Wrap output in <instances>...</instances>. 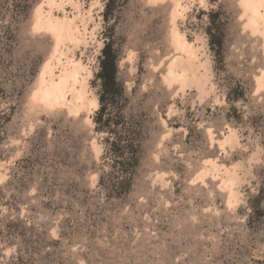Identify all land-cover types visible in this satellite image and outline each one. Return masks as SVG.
Instances as JSON below:
<instances>
[{"label": "rangeland", "instance_id": "obj_1", "mask_svg": "<svg viewBox=\"0 0 264 264\" xmlns=\"http://www.w3.org/2000/svg\"><path fill=\"white\" fill-rule=\"evenodd\" d=\"M263 35L264 0H0V264H264Z\"/></svg>", "mask_w": 264, "mask_h": 264}, {"label": "trees", "instance_id": "obj_2", "mask_svg": "<svg viewBox=\"0 0 264 264\" xmlns=\"http://www.w3.org/2000/svg\"><path fill=\"white\" fill-rule=\"evenodd\" d=\"M117 75V56L111 48V43H107L102 49V59L100 61V71L98 78L101 81V95L100 102L103 109V97L121 95L122 88L119 87L116 81Z\"/></svg>", "mask_w": 264, "mask_h": 264}, {"label": "bare ground", "instance_id": "obj_3", "mask_svg": "<svg viewBox=\"0 0 264 264\" xmlns=\"http://www.w3.org/2000/svg\"><path fill=\"white\" fill-rule=\"evenodd\" d=\"M174 4V3H173ZM171 13V12H170ZM49 27V26H48ZM58 31V30H57ZM52 34V33H51ZM264 36V35H263ZM54 37V36H53ZM56 39V38H55ZM55 43V42H54ZM55 47V46H54ZM175 58V57H174ZM48 60V59H47ZM65 65V64H64ZM63 65V66H64ZM64 69V68H63ZM50 70V69H49ZM54 71V70H53ZM52 72V71H51ZM74 74V76H75V74H76V71H74V70H72V71H64L63 70V72H62V74L60 75V77L58 76V78L55 80V78L56 77H54V80H52L51 82H50V85L46 88L47 90H49L48 92H49V94H52L53 95V97L55 98V100H60L62 97H64V96H62L63 95V90H64V84H66L64 81L66 80V79H68V77H70L71 78V76ZM75 79V78H74ZM44 81V80H43ZM70 87V86H69ZM67 89V88H66ZM73 90H74V88H73ZM45 91V90H44ZM43 91V92H44ZM72 91V90H71ZM47 92V93H48ZM51 92V93H50ZM79 92V91H78ZM37 93V92H36ZM73 93V92H72ZM74 93H75V91H74ZM73 93V94H74ZM49 94H46V95H49ZM76 96V95H75ZM52 97V98H53ZM44 98H46V97H44ZM49 98V97H48ZM74 98V97H73ZM34 99V98H33ZM37 99V98H36ZM52 100V99H51ZM60 104V103H59ZM61 104H62V102H61ZM202 171V170H201ZM200 173V172H199ZM200 176H202L201 174H200ZM192 184V183H191Z\"/></svg>", "mask_w": 264, "mask_h": 264}]
</instances>
